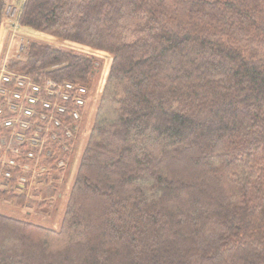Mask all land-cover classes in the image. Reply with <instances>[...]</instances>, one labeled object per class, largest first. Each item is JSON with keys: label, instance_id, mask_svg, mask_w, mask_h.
I'll return each mask as SVG.
<instances>
[{"label": "trees", "instance_id": "16d2710c", "mask_svg": "<svg viewBox=\"0 0 264 264\" xmlns=\"http://www.w3.org/2000/svg\"><path fill=\"white\" fill-rule=\"evenodd\" d=\"M19 21L112 62L59 228L0 212V264H264V0H24ZM96 63L32 40L8 66L90 88Z\"/></svg>", "mask_w": 264, "mask_h": 264}, {"label": "built area", "instance_id": "2783aa9c", "mask_svg": "<svg viewBox=\"0 0 264 264\" xmlns=\"http://www.w3.org/2000/svg\"><path fill=\"white\" fill-rule=\"evenodd\" d=\"M11 10L6 0L5 16L17 28L20 13ZM8 60L0 63V189L29 196L66 168L87 120L92 90L80 82L36 80L11 69Z\"/></svg>", "mask_w": 264, "mask_h": 264}, {"label": "rangeland", "instance_id": "374dc122", "mask_svg": "<svg viewBox=\"0 0 264 264\" xmlns=\"http://www.w3.org/2000/svg\"><path fill=\"white\" fill-rule=\"evenodd\" d=\"M10 2L13 4L15 14L17 15L19 12L21 15L24 0H10ZM14 10H11V13L14 14ZM5 18L6 23H4L5 27L3 29L5 30L6 38L4 36L5 41L3 40L4 44L0 51V63L5 62V59L24 58L27 47L32 40L48 42L63 48L93 54L97 57V68L92 76V83L90 86L92 90L90 110L87 120L82 123L66 168L60 173H57L53 180L44 184H38L35 191H32L29 196H26V202L24 204H17L12 198L0 197V212L19 218H30L38 223L59 228L67 199L76 178L82 152L93 124L99 97L109 73L112 55L102 51L85 48L78 43L60 40L56 37L55 39L44 40L35 32L36 30L22 25L19 21V15L17 19H15L17 23L19 21L18 24L20 25L17 28L10 27L9 17L6 15ZM22 44H24V51L19 50ZM44 192H49L50 196L48 198H43ZM45 199V203L39 206L38 204Z\"/></svg>", "mask_w": 264, "mask_h": 264}, {"label": "crops", "instance_id": "0c3cea01", "mask_svg": "<svg viewBox=\"0 0 264 264\" xmlns=\"http://www.w3.org/2000/svg\"><path fill=\"white\" fill-rule=\"evenodd\" d=\"M4 23H6V18H5L4 22H3V26H2L1 32H0V51H1V48L3 47L4 41H5V38H6V36H5V30L3 29L5 27V24ZM35 32L38 33V35H40V37L42 39H44V40H51L53 38L55 39V37H53L51 35H48V34H45V33H41V32H38V31H35ZM4 36H5V38H4ZM81 46H83V45H81ZM83 47L92 49V48L87 47V46H83ZM93 50H96V49H93ZM96 51H100V50H96ZM104 53H106V52H104ZM106 54H108V53H106Z\"/></svg>", "mask_w": 264, "mask_h": 264}]
</instances>
